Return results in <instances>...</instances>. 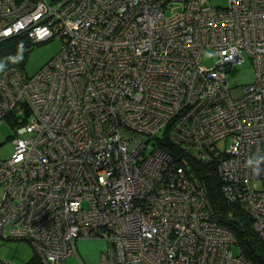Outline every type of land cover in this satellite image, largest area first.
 <instances>
[{"label":"built area","instance_id":"built-area-1","mask_svg":"<svg viewBox=\"0 0 264 264\" xmlns=\"http://www.w3.org/2000/svg\"><path fill=\"white\" fill-rule=\"evenodd\" d=\"M17 38L61 47L0 69L1 240L39 264L86 239L108 245L97 264H253L185 166H213L264 243V0H0V52ZM246 57L254 81L230 88Z\"/></svg>","mask_w":264,"mask_h":264},{"label":"rangeland","instance_id":"rangeland-1","mask_svg":"<svg viewBox=\"0 0 264 264\" xmlns=\"http://www.w3.org/2000/svg\"><path fill=\"white\" fill-rule=\"evenodd\" d=\"M16 42L20 45L19 54L24 56L26 52L27 59L19 68L24 67L28 76H32L54 58L61 47L59 39L54 38L38 45H28L22 38H17ZM4 51L0 53L3 57ZM214 62V52L212 49H205L201 58V66L211 68ZM10 66L6 67L9 69ZM4 68L5 70H7ZM0 69H2L0 67ZM254 70L251 61L246 57L245 61L234 67L227 73L226 80L230 88H238L241 85L250 84L254 81ZM14 135L13 129L6 123L0 125V159H8L12 147L10 137ZM218 148L224 149L225 143H218ZM257 187V185L255 186ZM108 245L101 239L77 240L75 242L76 255L69 256L65 264H97L102 253L107 251ZM33 250L30 245L23 240L3 241L0 239V257H10L18 264H26L33 257Z\"/></svg>","mask_w":264,"mask_h":264},{"label":"trees","instance_id":"trees-1","mask_svg":"<svg viewBox=\"0 0 264 264\" xmlns=\"http://www.w3.org/2000/svg\"><path fill=\"white\" fill-rule=\"evenodd\" d=\"M2 51H4V54L3 57L0 58V67L3 69L8 66H21L25 59H27L26 52H24V56L19 54L21 48L16 42V39H9L4 42L2 44L1 52ZM165 149L170 152L168 147ZM185 167L188 174H190L191 169H193L192 175H195L199 180L205 183L210 203L221 225L228 228L236 237L237 249H239L243 256L251 263L264 264L263 241L253 231L250 217L224 200L221 195L220 181L216 175L215 169L212 166L207 167L199 163H191V161ZM234 220H239L243 226L240 227L235 224L233 222ZM29 263L39 264L34 254L31 260H29Z\"/></svg>","mask_w":264,"mask_h":264},{"label":"bare ground","instance_id":"bare-ground-1","mask_svg":"<svg viewBox=\"0 0 264 264\" xmlns=\"http://www.w3.org/2000/svg\"><path fill=\"white\" fill-rule=\"evenodd\" d=\"M199 163V164H202V165H204V166H209V167H211V165H207L206 163H201V162H197V161H192L191 163ZM191 167H192V165H191ZM213 167V166H212ZM214 168V167H213ZM192 171H193V169H191V172H190V175L188 176L189 178H191V179H193V180H195V181H197V182H201V180H199L195 175H192ZM215 172H216V174H217V171H216V169H215ZM188 174V173H187ZM219 229V228H218ZM235 242H236V244H237V241L235 240Z\"/></svg>","mask_w":264,"mask_h":264},{"label":"water","instance_id":"water-1","mask_svg":"<svg viewBox=\"0 0 264 264\" xmlns=\"http://www.w3.org/2000/svg\"><path fill=\"white\" fill-rule=\"evenodd\" d=\"M233 222H234L235 224L239 225L240 227L243 226L239 220H234Z\"/></svg>","mask_w":264,"mask_h":264}]
</instances>
